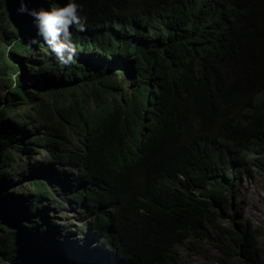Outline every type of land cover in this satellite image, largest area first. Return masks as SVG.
Here are the masks:
<instances>
[{
	"label": "trees",
	"instance_id": "16d2710c",
	"mask_svg": "<svg viewBox=\"0 0 264 264\" xmlns=\"http://www.w3.org/2000/svg\"><path fill=\"white\" fill-rule=\"evenodd\" d=\"M79 2L86 27L70 28L77 54L65 66L19 0H0V259L45 262L33 249L49 231L40 207L65 197L85 208L96 264H174L176 245L209 236L230 209L232 165L264 162V0ZM247 231L235 240L252 253L263 232Z\"/></svg>",
	"mask_w": 264,
	"mask_h": 264
},
{
	"label": "rangeland",
	"instance_id": "374dc122",
	"mask_svg": "<svg viewBox=\"0 0 264 264\" xmlns=\"http://www.w3.org/2000/svg\"><path fill=\"white\" fill-rule=\"evenodd\" d=\"M134 12H137L136 7L131 8L128 14ZM90 69L99 70L98 66L95 65ZM129 85V83H125L124 93L129 91ZM0 91L4 92L2 87ZM124 93L120 96L126 95ZM18 105L16 104V107ZM18 108L24 110L21 106ZM13 154L18 157L21 156L17 150H14ZM46 154V151H39L37 154H33L32 158L40 161L41 157ZM48 167L49 171L59 175L74 172L73 167L67 165L58 167L49 164ZM249 168L250 166L244 162H236L232 165L229 171L236 179L237 184L233 189L234 194L230 196L232 204L230 209L223 211L218 224H206L205 227L209 236L202 238L191 234L185 243L176 245L174 264H264V162L260 166ZM14 174L13 181L16 183L26 182L23 171L17 170ZM47 178L57 188H66L68 185L64 179L53 178V175H47ZM24 193H29V187ZM63 199L64 204L52 207L50 210L40 207L42 212H48L46 220H48L49 231L42 237V242L38 241V245L41 243L42 245H33V249L42 252V262L43 256L47 260L43 263L36 261L35 264H96L97 257L90 255L89 249L97 245L99 240L93 231L83 229V226L87 224L81 214L85 208L75 207L65 197ZM2 218L3 216H0V220ZM220 226L227 229L222 230ZM254 228H259L263 232V236L255 241L252 253L245 252L235 238L240 239V234L247 236V230ZM6 229L14 230L15 228L8 225ZM5 232L0 230V235ZM27 248V246L24 247L28 250ZM54 254L60 255L53 257ZM110 258L107 264H124L112 255ZM4 263L0 259V264Z\"/></svg>",
	"mask_w": 264,
	"mask_h": 264
},
{
	"label": "clouds",
	"instance_id": "9594fccd",
	"mask_svg": "<svg viewBox=\"0 0 264 264\" xmlns=\"http://www.w3.org/2000/svg\"><path fill=\"white\" fill-rule=\"evenodd\" d=\"M16 11L33 18L37 34L43 38L60 64L69 66L75 62L77 46L70 28L75 25L79 31H84L87 21L79 0H66L63 6L51 8H29L27 0H19ZM32 42L36 43V40Z\"/></svg>",
	"mask_w": 264,
	"mask_h": 264
},
{
	"label": "bare ground",
	"instance_id": "6f19581e",
	"mask_svg": "<svg viewBox=\"0 0 264 264\" xmlns=\"http://www.w3.org/2000/svg\"><path fill=\"white\" fill-rule=\"evenodd\" d=\"M119 256V255H118Z\"/></svg>",
	"mask_w": 264,
	"mask_h": 264
}]
</instances>
